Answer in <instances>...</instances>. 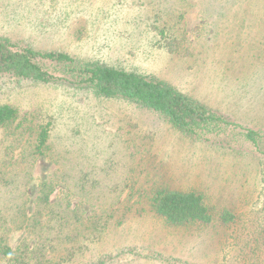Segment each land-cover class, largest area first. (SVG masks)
Segmentation results:
<instances>
[{
	"label": "rangeland",
	"instance_id": "1",
	"mask_svg": "<svg viewBox=\"0 0 264 264\" xmlns=\"http://www.w3.org/2000/svg\"><path fill=\"white\" fill-rule=\"evenodd\" d=\"M0 40L160 80L236 124L187 134L52 60L49 82L0 74L17 112L0 126V250L19 255L0 264H264V0H0ZM159 190L201 193L212 221L167 222Z\"/></svg>",
	"mask_w": 264,
	"mask_h": 264
},
{
	"label": "trees",
	"instance_id": "2",
	"mask_svg": "<svg viewBox=\"0 0 264 264\" xmlns=\"http://www.w3.org/2000/svg\"><path fill=\"white\" fill-rule=\"evenodd\" d=\"M41 60L62 63L70 73L72 82L88 85L103 97L122 98L154 110L187 134L200 135L201 132L236 125L160 80L99 64H77L73 58L62 52L42 53L30 48L17 49L8 40H0V74L40 82L55 80L56 77L39 64ZM16 116L17 112L13 107L0 106V126L14 120ZM47 129L44 126L39 129L35 145L37 152L41 153L46 143ZM256 135L257 132L245 129L247 139L256 142ZM152 206L157 215L171 224H207L213 219L204 197L195 191H156L152 197ZM220 216L225 223L234 219V215L228 210H223ZM0 251L4 255L14 254L6 246ZM18 256L13 255L12 259L19 260ZM25 258L26 255L24 260Z\"/></svg>",
	"mask_w": 264,
	"mask_h": 264
}]
</instances>
